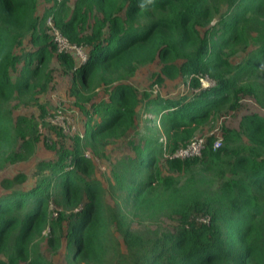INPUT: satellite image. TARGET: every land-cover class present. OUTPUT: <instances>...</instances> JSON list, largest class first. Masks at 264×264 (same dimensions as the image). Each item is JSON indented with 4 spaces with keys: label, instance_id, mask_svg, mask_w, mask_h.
Instances as JSON below:
<instances>
[{
    "label": "trees",
    "instance_id": "16d2710c",
    "mask_svg": "<svg viewBox=\"0 0 264 264\" xmlns=\"http://www.w3.org/2000/svg\"><path fill=\"white\" fill-rule=\"evenodd\" d=\"M49 14L85 62L56 52ZM50 63L69 74L85 125L71 147L44 143L56 155L36 163L28 188L22 171L0 179V264H53L40 240L59 264H264V113L224 123L247 97L264 110V0H0V170L34 152L38 121L9 102L38 104L42 116ZM152 64L149 90L128 82ZM198 76L213 83L203 88ZM170 80L189 91L151 94ZM98 86L105 94L94 100ZM140 110L151 114L141 123ZM216 122L214 147L204 131ZM195 135H204L200 156H169ZM124 136L130 151L112 170V207L93 155ZM131 214L176 223L141 233Z\"/></svg>",
    "mask_w": 264,
    "mask_h": 264
},
{
    "label": "rangeland",
    "instance_id": "374dc122",
    "mask_svg": "<svg viewBox=\"0 0 264 264\" xmlns=\"http://www.w3.org/2000/svg\"><path fill=\"white\" fill-rule=\"evenodd\" d=\"M38 13L42 11V6L39 5ZM225 9V6L221 7V12ZM253 46H248L245 50H238L235 54L230 56V59L234 61H239L243 56L246 55V51H250ZM51 66V67H49ZM50 83L47 85L48 89L43 93L38 94V101L43 105L44 111L42 116L39 115L40 109L38 104H22L18 102L15 98L11 99L9 105L12 107L15 113L24 112L25 114H34L37 121V134L39 140L35 143L34 152L25 160L18 161L15 163L7 164L4 168L0 170V179L4 176H11L17 171H22L27 174V180L24 184L20 185L21 188H28L33 184L35 176V166L36 163L41 159H51L55 157V150L48 149L44 143L55 142L56 145L62 144L67 147H71L72 138L75 134L81 133L84 128L85 116L82 115L79 109L74 105V98L68 95L67 89L70 86V76L69 74L64 75L61 73L59 65L56 63H50L48 65ZM158 64H152L147 66L139 67L134 76L128 79V82L134 85L139 91L143 89H148L150 81L151 70L157 69ZM202 80H205L202 78ZM204 84L205 81L203 82ZM203 87V86H201ZM204 88V87H203ZM149 90V89H148ZM151 94H159L163 97L176 98L181 94L187 93L189 91L188 84L180 82V80H170L165 81L162 85H153L150 88ZM104 88L98 86L95 88L96 95L92 96V99L97 100L98 97L105 94ZM59 111V116L54 120V115ZM246 111H259L264 113V110L258 107V105L251 98H244L241 101V106L230 113V115L225 118V124L236 125L240 115ZM151 116L148 112L139 111L138 122L141 123L146 119V117ZM158 118L152 116V121L148 124H156ZM65 127V130L61 126ZM218 123L211 128H207L204 132H213L215 137L220 138V129L217 126ZM141 128V124L139 125ZM127 136L121 139L115 140L109 143L103 149V153L93 155V161L95 164V176L99 179L103 187V198L104 201L110 206H116L115 202L120 201L119 192L114 187V179L112 175V170L114 169V164L117 159L122 155L128 153L130 148L127 143ZM88 155H90L89 150H87ZM1 192V190H0ZM131 226L138 232L145 233L150 230H166L172 229L175 226L176 220L173 216L167 217L160 215L157 218H147L141 219L139 217H133L130 215ZM116 234V233H115ZM121 248L124 246L121 242ZM40 249L44 257L49 258L53 264H59L62 262L50 254L43 240H40ZM61 258V255H58ZM106 264H114V259L110 256L107 259Z\"/></svg>",
    "mask_w": 264,
    "mask_h": 264
},
{
    "label": "built area",
    "instance_id": "2783aa9c",
    "mask_svg": "<svg viewBox=\"0 0 264 264\" xmlns=\"http://www.w3.org/2000/svg\"><path fill=\"white\" fill-rule=\"evenodd\" d=\"M45 22L47 26V32L51 36V40L53 44L55 45L56 52L71 53L77 58V60L80 63H83L86 61L87 53L84 47L80 44H75V43L70 42L68 38L61 33L60 29L56 27L53 23L52 14H49L46 17ZM198 78L200 80L201 86L203 87H206L213 83V80L206 76L205 77L198 76ZM202 78H204L205 80H202ZM204 81L206 84L203 83ZM59 113L60 112L57 111V113L54 115L53 121H55L57 117H60ZM61 128L65 130V127L63 125L61 126ZM220 140H221V137L220 138L216 137V140L213 146L214 147L219 146L221 142ZM203 148H204V135H195L184 145L175 149L174 152L171 153L169 156L177 157L179 159H184V158H188L192 156H200ZM85 154L88 155L87 152Z\"/></svg>",
    "mask_w": 264,
    "mask_h": 264
}]
</instances>
